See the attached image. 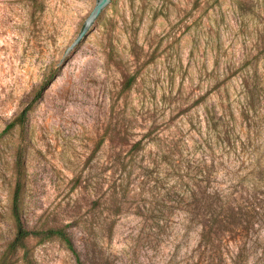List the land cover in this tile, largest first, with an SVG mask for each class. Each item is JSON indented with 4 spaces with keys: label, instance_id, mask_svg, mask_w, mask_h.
<instances>
[{
    "label": "rangeland",
    "instance_id": "obj_1",
    "mask_svg": "<svg viewBox=\"0 0 264 264\" xmlns=\"http://www.w3.org/2000/svg\"><path fill=\"white\" fill-rule=\"evenodd\" d=\"M97 1L0 0V261L20 222L32 264H77L52 228L85 264H199L198 181L264 199V0H114L72 47Z\"/></svg>",
    "mask_w": 264,
    "mask_h": 264
},
{
    "label": "trees",
    "instance_id": "obj_2",
    "mask_svg": "<svg viewBox=\"0 0 264 264\" xmlns=\"http://www.w3.org/2000/svg\"><path fill=\"white\" fill-rule=\"evenodd\" d=\"M216 77L215 91H217L218 98L213 106V112L217 115L219 110L226 111L225 109L229 108V105L228 107L224 105L223 82H218V73ZM49 85L50 81L43 83L36 99L41 98L42 93ZM26 113L27 111L23 115L25 116ZM219 120L221 119L216 120L214 124L215 131H217L216 125ZM134 148L143 150V141L136 142ZM203 181H198L199 191L192 194L195 203L192 210V222L200 230L198 233V254H201L199 264H249L250 258H252L253 264H264V259H258L259 254L264 255V236L262 234L264 199L259 198L257 186L252 193L245 192L240 184L244 180L229 175L225 177L223 183L214 180L212 190L207 191L201 186ZM160 213H163V210L152 211L153 217H157V214ZM46 233L58 236L72 252L77 264H85L72 237L64 228L48 229ZM38 234L37 231L27 230L19 222L16 237L3 254L0 264H13L12 259L20 250L24 251L23 264H32L26 242L28 238ZM233 243L236 252L231 250Z\"/></svg>",
    "mask_w": 264,
    "mask_h": 264
},
{
    "label": "water",
    "instance_id": "obj_3",
    "mask_svg": "<svg viewBox=\"0 0 264 264\" xmlns=\"http://www.w3.org/2000/svg\"><path fill=\"white\" fill-rule=\"evenodd\" d=\"M116 5L117 4L114 0H98L95 8L88 17L80 36L77 38L72 47L78 45L81 42L97 19V21L102 22Z\"/></svg>",
    "mask_w": 264,
    "mask_h": 264
}]
</instances>
